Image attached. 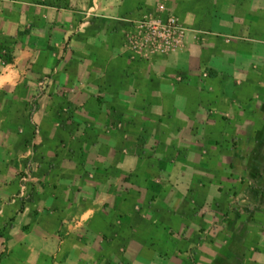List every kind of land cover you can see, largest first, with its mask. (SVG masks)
Returning a JSON list of instances; mask_svg holds the SVG:
<instances>
[{"label":"crops","instance_id":"crops-1","mask_svg":"<svg viewBox=\"0 0 264 264\" xmlns=\"http://www.w3.org/2000/svg\"><path fill=\"white\" fill-rule=\"evenodd\" d=\"M0 264H264V0H0Z\"/></svg>","mask_w":264,"mask_h":264},{"label":"built area","instance_id":"built-area-1","mask_svg":"<svg viewBox=\"0 0 264 264\" xmlns=\"http://www.w3.org/2000/svg\"><path fill=\"white\" fill-rule=\"evenodd\" d=\"M87 21L82 23L83 26ZM136 36L139 38L143 48L169 54L179 51L185 43V28L177 16L168 15L163 17L155 14H144L136 22ZM137 44H134L136 47ZM47 79H43L38 86V92L45 90ZM30 166L23 172L21 180L24 182L29 176Z\"/></svg>","mask_w":264,"mask_h":264}]
</instances>
